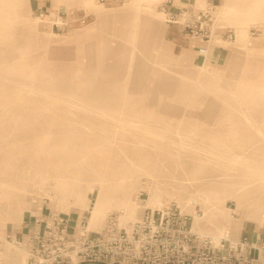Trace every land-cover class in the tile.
Segmentation results:
<instances>
[{"label": "rangeland", "instance_id": "374dc122", "mask_svg": "<svg viewBox=\"0 0 264 264\" xmlns=\"http://www.w3.org/2000/svg\"><path fill=\"white\" fill-rule=\"evenodd\" d=\"M115 218L258 264L264 0H0V264L50 224L106 243ZM98 244L81 264H119Z\"/></svg>", "mask_w": 264, "mask_h": 264}, {"label": "built area", "instance_id": "2783aa9c", "mask_svg": "<svg viewBox=\"0 0 264 264\" xmlns=\"http://www.w3.org/2000/svg\"><path fill=\"white\" fill-rule=\"evenodd\" d=\"M202 53H205V51L202 50ZM196 203V201H192V204ZM174 205L160 210L165 219H170L173 214L177 215V209L171 214ZM179 214L182 215V211ZM139 224H142L143 228L151 225L153 231L159 229L154 221H142ZM165 224L170 225L171 223ZM184 224V222H180V226L174 227L179 229L177 236L174 238L158 239L152 235L151 237L143 236L135 240L133 236L124 237L115 218V221L111 222L108 230L104 233L108 237L106 243L97 240L95 237H89L86 229L76 235L77 239H71L65 228L61 230L60 227L50 224L46 226L45 233L43 232L41 236L36 233L28 238L26 242L30 252L28 264H81L94 261L87 256H90V250L94 251L100 244L98 242H101L107 249L117 247L114 256L110 259H118L112 263L119 262V264H238L237 261H239V264L242 261H245L243 264H255V259L249 251L250 246H242L236 260L231 255L219 258L218 255L209 251V248L213 250L211 239L201 240L200 236L192 229L183 231V227L186 225ZM195 238L198 242L193 244L191 240ZM175 249L179 251L180 255L174 254ZM237 249L235 248V250ZM103 251L105 250H100L98 254H103ZM121 251L125 253L124 259L121 256Z\"/></svg>", "mask_w": 264, "mask_h": 264}, {"label": "crops", "instance_id": "0c3cea01", "mask_svg": "<svg viewBox=\"0 0 264 264\" xmlns=\"http://www.w3.org/2000/svg\"><path fill=\"white\" fill-rule=\"evenodd\" d=\"M30 223L31 225H33V222H30ZM23 227L24 229H27L28 227H30V225L27 224L26 222V224H24ZM24 229L22 228L21 232L19 231V233L21 234ZM241 230L242 231H241L240 238L248 236L250 240L255 242L257 245L264 244V226L256 225V224H253V222H249L245 220L242 223ZM258 249L259 250H255L254 257L258 259V264H264V252L261 251L260 247H258Z\"/></svg>", "mask_w": 264, "mask_h": 264}, {"label": "bare ground", "instance_id": "6f19581e", "mask_svg": "<svg viewBox=\"0 0 264 264\" xmlns=\"http://www.w3.org/2000/svg\"><path fill=\"white\" fill-rule=\"evenodd\" d=\"M165 52V51H164ZM162 56H164V55H162ZM247 153H249L248 151H247ZM254 155V154H253ZM260 160V159H259ZM199 217V216H198ZM213 239V238H212ZM28 256H30V252H29V248H28Z\"/></svg>", "mask_w": 264, "mask_h": 264}]
</instances>
